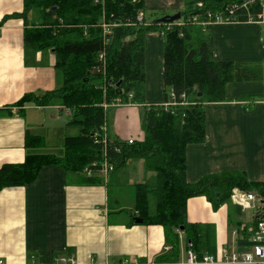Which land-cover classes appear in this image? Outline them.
Instances as JSON below:
<instances>
[{"label": "crops", "instance_id": "0c3cea01", "mask_svg": "<svg viewBox=\"0 0 264 264\" xmlns=\"http://www.w3.org/2000/svg\"><path fill=\"white\" fill-rule=\"evenodd\" d=\"M23 1L0 0V21L21 13ZM184 4L185 0H144L146 10L159 13L158 18L182 11ZM24 30L23 20L13 18L0 28V168L25 162L27 134L44 137L49 147L50 138L56 139L58 148L70 137L69 122L63 124L64 116L72 117L70 111L58 105L16 106L28 94L42 96L62 84L55 52L27 51ZM207 34L216 62L258 66L263 76L256 82L231 83L224 102L205 105L206 141L187 146V183L225 172H242L249 182H264V28L250 23L213 24ZM163 61L164 39L160 33H149L145 104L165 103ZM139 109L137 105L107 107L109 140H143ZM43 150L31 153L49 154ZM146 178L151 182L145 183ZM99 180L87 183L51 165L34 183L1 191L0 260L5 264H56L62 259L75 264H157L169 255L170 234L165 228L131 223L137 216L135 185L156 181L145 162L128 161L107 182L102 176ZM245 213L232 202L215 212L205 197L187 201V222L212 231L214 257L224 249H242L238 242L251 236L253 228L246 225ZM182 236L177 263L187 259Z\"/></svg>", "mask_w": 264, "mask_h": 264}, {"label": "trees", "instance_id": "16d2710c", "mask_svg": "<svg viewBox=\"0 0 264 264\" xmlns=\"http://www.w3.org/2000/svg\"><path fill=\"white\" fill-rule=\"evenodd\" d=\"M241 1L185 0L184 10L177 13L184 20L204 17ZM23 2V11L4 17L0 28L10 18L23 20L26 50L54 51L62 84L42 96L28 94L16 106H61L72 114L68 125L78 127L80 134L64 140L62 157L31 153L45 149L46 140L27 134L25 162L0 168V192L34 183L46 166H59L87 183H96L99 176L87 179L83 170L100 161L103 154L115 171L128 161L143 160L156 181L154 185H135L134 209L144 225L162 226L170 234L171 253L160 258L159 263L178 262L177 230L185 236L188 249L200 259L204 255L213 256L211 229L187 222V201L205 197L216 212L231 205L234 189L257 193L264 200V182H249L242 172H225L188 184L186 149L206 141L205 105L224 102L226 87L231 83L261 80L262 69L249 64L216 62L209 36L199 25L156 24L153 19H158L159 13L148 12L144 0ZM238 15L240 22H245L244 13ZM149 33H160L164 39L165 102L172 93L176 103L168 109L161 104L144 103L145 37ZM101 53L105 54L104 73L96 74L93 70L103 68L98 59ZM117 100L123 105L140 107L144 138L132 145L116 140L103 148L97 141L103 134L102 128L107 126L105 108ZM249 237L238 242L242 249L251 245Z\"/></svg>", "mask_w": 264, "mask_h": 264}, {"label": "built area", "instance_id": "2783aa9c", "mask_svg": "<svg viewBox=\"0 0 264 264\" xmlns=\"http://www.w3.org/2000/svg\"><path fill=\"white\" fill-rule=\"evenodd\" d=\"M241 12H243L246 17L243 23L258 24L264 28V0H242L240 3L237 2L214 14L208 13L204 17L194 16L186 20L181 19L175 24L179 27H184L189 24L199 25L204 32H207L208 28L213 24L241 23L239 19L241 15H238V13ZM139 20H141V18ZM98 59L103 68H97L95 71L101 73L104 71L105 54L101 53ZM174 99V94L170 93L169 100L161 104L162 107L168 109L175 106L176 103ZM112 106L119 107L123 106V104L120 100H117ZM107 107L109 106H106L105 109H107ZM102 132L103 134L97 142H100L102 147L106 148L113 141L109 140L107 126L102 128ZM134 142H136L134 139H129L126 143L132 145ZM103 156L104 157H102L100 161L93 162L84 168L83 175L85 178L91 179L95 176H102L105 182L109 180L110 175L115 172V166L109 161L106 155L103 154ZM230 201L243 212H251L253 215L254 225L249 238V243L251 245L247 247L244 252L224 249L217 257L204 255L201 259L189 248L187 249L186 261L177 264H264V200L257 193H248L240 189H234ZM177 234L179 239H182L183 234L179 230H177ZM189 246L191 247L190 244ZM166 251H171V246L166 247ZM0 264L5 263L0 260ZM56 264H75V262L73 260L62 259Z\"/></svg>", "mask_w": 264, "mask_h": 264}, {"label": "rangeland", "instance_id": "374dc122", "mask_svg": "<svg viewBox=\"0 0 264 264\" xmlns=\"http://www.w3.org/2000/svg\"><path fill=\"white\" fill-rule=\"evenodd\" d=\"M31 18H33V16H31ZM104 29L107 31V26H105ZM93 73L100 74V73L95 72L94 70H93ZM103 73H104V71H103ZM251 109H252V106H251ZM139 111H140V114H139L140 115V129H141V132L143 134V128H142V123H141V110L139 109ZM70 121H72V117L67 118L66 116H64V118H63V122L64 123L63 124L66 125V123H68ZM67 130H68V136H70V137L71 136L72 137H76V136H78L80 134V129L78 127L68 126L67 127ZM49 142H50L49 144H50V146L52 148L49 147L47 145V143H46V147L43 150V152L44 153H49V154L51 153L50 155L62 157L64 155V148H63V146L61 148H58L59 147V142H57V140L56 139H53V138H50ZM63 145H64V143H63ZM149 174H150V176H153L152 173H149ZM144 181H145V183H150L151 182V178L150 179L149 178H146ZM111 198H112V196H111ZM125 199H127V196L125 197ZM244 219H245V223H246V225L248 227H251V226L254 225L253 215H252L251 212H246L245 213V216H244ZM239 251L240 252H244L245 249L244 250L243 249H240Z\"/></svg>", "mask_w": 264, "mask_h": 264}, {"label": "water", "instance_id": "95a60500", "mask_svg": "<svg viewBox=\"0 0 264 264\" xmlns=\"http://www.w3.org/2000/svg\"><path fill=\"white\" fill-rule=\"evenodd\" d=\"M181 19V14L180 13H176L173 15H166L163 16L161 18H158L154 21V23L156 24H171L174 22H177ZM132 220L134 222V224H143V220L137 217H132ZM183 230V229H181Z\"/></svg>", "mask_w": 264, "mask_h": 264}]
</instances>
